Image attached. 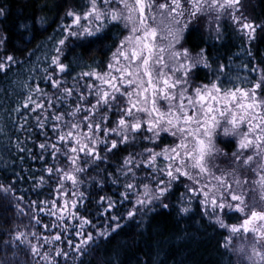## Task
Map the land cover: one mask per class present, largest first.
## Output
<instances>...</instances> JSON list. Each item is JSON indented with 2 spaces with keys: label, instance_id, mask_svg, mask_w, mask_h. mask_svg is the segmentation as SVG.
<instances>
[{
  "label": "snow or ice",
  "instance_id": "6c2138e0",
  "mask_svg": "<svg viewBox=\"0 0 264 264\" xmlns=\"http://www.w3.org/2000/svg\"><path fill=\"white\" fill-rule=\"evenodd\" d=\"M55 7L63 15L58 38H49L55 47L46 87L25 82L15 109L26 139L17 136L14 147L21 159L28 153L43 165L32 174L37 198L27 211L25 197H15L32 230L9 233L5 246H23L34 264H85L101 241L140 229L159 209L175 208L181 217L198 209L201 222L227 233L222 256L264 264V209L254 198L249 204L257 191L264 201V60L252 64L251 50L264 24L244 16L241 0H81L67 7L61 0ZM8 14L0 4V18ZM225 17L249 44L250 75L236 81L222 79L226 65L210 51L224 39ZM202 18V42L189 46L187 34ZM9 43L0 28V72L17 63ZM77 50L79 72L68 60ZM93 52L104 60L84 64ZM5 181L0 192H13L17 180ZM233 218L238 223H228ZM5 257L0 264H12Z\"/></svg>",
  "mask_w": 264,
  "mask_h": 264
},
{
  "label": "trees",
  "instance_id": "16d2710c",
  "mask_svg": "<svg viewBox=\"0 0 264 264\" xmlns=\"http://www.w3.org/2000/svg\"><path fill=\"white\" fill-rule=\"evenodd\" d=\"M60 2L61 0H0V4L9 13L6 19L0 18V28L7 30L10 37L7 51L17 61L6 73L0 72V184L6 182L5 177L17 180L13 192H0V261H4L7 254V259L12 264H33L27 249L21 246L18 251L9 250L4 241L11 238V232L32 230L25 227L29 225V216L17 211L15 197H25L20 206L27 211L29 201L37 198L33 191L32 174L39 175L43 170L41 161L31 159L28 153H23L21 159V154L14 147L17 136L20 140L26 139L25 133L17 132V127L23 120L15 109L23 101L22 86L25 82L30 85L40 83L42 87H46L42 78L54 54L55 42L49 38H58L59 35L58 25L62 22L63 9L58 11L55 5ZM80 2L81 0H63L65 7ZM241 5L244 16L256 24H264V0H242ZM40 17H44L42 24L39 23ZM34 21L36 23L33 28ZM24 24L28 25L26 31L20 27ZM222 26L224 39L210 48V51L214 58H219V63L226 65L222 79L236 81L237 76L243 78L250 75L249 69L244 67L251 59L245 52L249 44L232 22L225 20ZM202 33L198 27L189 32L188 45L201 44ZM251 50L256 54L252 64L264 60V31L257 30L256 38L251 41ZM79 55L77 50L68 57V60L73 61L76 72L80 71L76 67V57ZM94 60L103 61L104 56L99 52L83 56L84 64H91ZM30 122L34 126V117ZM26 146L33 147V144L29 141ZM34 150L39 151L38 148ZM16 173L20 176L16 177ZM112 190L113 186L109 185V194ZM41 191L46 194L47 187ZM138 232H143V235H137ZM225 235L223 230L211 225L206 219L201 222L198 209H194L191 217L178 216L175 208L159 209L152 214L151 221L140 229L131 226L115 238L107 242L101 241L96 252L84 260L85 264H136L137 258L142 261L151 258L152 264H160L161 261L165 264H229L231 256L234 264L231 254L221 255L224 250L219 245L223 243ZM67 264H78V261L69 258Z\"/></svg>",
  "mask_w": 264,
  "mask_h": 264
},
{
  "label": "rangeland",
  "instance_id": "374dc122",
  "mask_svg": "<svg viewBox=\"0 0 264 264\" xmlns=\"http://www.w3.org/2000/svg\"><path fill=\"white\" fill-rule=\"evenodd\" d=\"M241 1H242V0H241ZM225 20H226V21H230V22H232L230 18L225 17V18L221 21V23H222L223 21H225ZM206 23H207L206 18H202L200 24L197 25L196 27L200 28V29L204 32L205 27H206ZM181 190H182V189H181ZM253 198L255 199L256 206H257L258 208L264 209V201H261V200H260V193H259L258 191H257V192H254V193H250V195H249V204H252V203H253ZM237 215H239V214H237ZM44 219H45V221H47V220H48V217L45 216ZM25 220H26V219H25ZM228 223H238V221H237L235 218H233L232 220H229ZM225 233H226V232H225ZM226 235H227V233H226ZM242 242H244L242 239H241V240H237V241H235V244H236V245H239V244L242 243ZM65 250H66V251H69L66 247H65ZM71 255H75V254L72 253ZM231 255H232V257H233L234 264H237V257H236L235 255H233V254H231ZM30 257H31V256H30ZM32 261H33V259H32ZM33 264H34V261H33Z\"/></svg>",
  "mask_w": 264,
  "mask_h": 264
}]
</instances>
